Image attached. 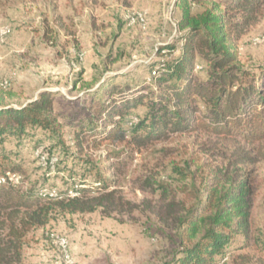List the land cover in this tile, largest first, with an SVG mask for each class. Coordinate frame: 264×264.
I'll return each instance as SVG.
<instances>
[{
  "label": "rangeland",
  "instance_id": "rangeland-1",
  "mask_svg": "<svg viewBox=\"0 0 264 264\" xmlns=\"http://www.w3.org/2000/svg\"><path fill=\"white\" fill-rule=\"evenodd\" d=\"M176 0H2L0 28V84L5 103L20 105L41 91L54 93L60 113L62 143L35 129L33 136L6 137L2 142L11 164L20 166L22 188L33 187L53 199L77 195L82 184H93L97 174L113 177L122 206L108 212L69 213L50 205L46 222L26 235L21 264H63L52 234L67 240L72 264H179L182 255L175 231L162 227L146 206L156 207L163 188L180 198L181 189L194 186L202 193L212 169L228 166L231 147L200 132L170 134L131 154L124 148V167L118 174L105 168V152L117 147L103 141L80 152L74 133L96 111L103 87L119 86L116 98L157 88L151 78L164 60L167 64L182 46L177 29L180 11ZM144 12L146 23H129L128 16ZM238 57L245 65L264 64V15L239 38ZM204 63L194 72L204 76ZM144 91H142V89ZM145 98L131 110L132 122L147 111ZM130 123H125L129 127ZM252 159L237 166L239 178L253 188L251 237L255 244L239 248L241 237L229 245L228 264L240 254L251 259L243 264H264V139L240 142ZM122 148V146H121ZM211 150L212 153H207ZM40 156L51 160L44 166ZM91 160L87 169L85 159ZM227 168V169H226ZM4 173V172H3ZM0 173V174H3ZM227 185V184H226ZM221 184V189L226 187ZM129 202V203H126ZM258 258L256 260V258Z\"/></svg>",
  "mask_w": 264,
  "mask_h": 264
},
{
  "label": "trees",
  "instance_id": "trees-1",
  "mask_svg": "<svg viewBox=\"0 0 264 264\" xmlns=\"http://www.w3.org/2000/svg\"><path fill=\"white\" fill-rule=\"evenodd\" d=\"M175 5L180 11L177 29L182 46L179 54L168 64L163 60L151 77L155 92L116 98L117 84L103 87L98 108L81 123L74 142L83 153L103 141L117 147L106 151L104 157L111 161L105 168L114 174L125 165L124 148L133 154L170 134L200 132L209 136L211 144L214 139L230 146L228 166H236L234 176L227 168H213L202 193L185 186L180 190L184 195L178 198L163 188L159 204L146 206L162 227L175 231L182 251L179 264H228L229 245L237 237L242 239L239 248L255 244L251 237L253 188L248 178L238 177L237 166L252 160L240 142L264 139V64L245 65L236 44L264 15V0H176ZM198 60L205 65L203 78L194 72ZM3 90L0 84V173H19L20 166L11 164L5 152L4 139L31 137L40 129L62 143L63 125L54 108L53 92L41 91L14 106L5 103ZM145 98L147 111L133 123L131 110ZM85 162L91 170V160ZM113 179L99 172L93 184L77 189V195L59 199L42 195L33 187L1 183L0 264H21L26 235L46 222L50 205L69 213L118 210L123 202L117 188H109ZM221 184L227 185L221 189ZM238 257L235 264L251 259L249 254ZM257 261L263 264L261 259Z\"/></svg>",
  "mask_w": 264,
  "mask_h": 264
},
{
  "label": "built area",
  "instance_id": "built-area-1",
  "mask_svg": "<svg viewBox=\"0 0 264 264\" xmlns=\"http://www.w3.org/2000/svg\"><path fill=\"white\" fill-rule=\"evenodd\" d=\"M128 21L129 23H138L144 25L146 23L145 13L139 11L134 12L132 15L128 16ZM8 33H9V28L7 27L0 28V38H4ZM40 159L42 160L44 166L46 165L48 166L50 163H52L51 160H48V158L45 156H40ZM20 179H21L20 174L11 171H6L3 174H0V184L5 182L19 184ZM51 236L61 252V258L63 264H72V258L67 249L66 238L63 236H58L53 234Z\"/></svg>",
  "mask_w": 264,
  "mask_h": 264
}]
</instances>
